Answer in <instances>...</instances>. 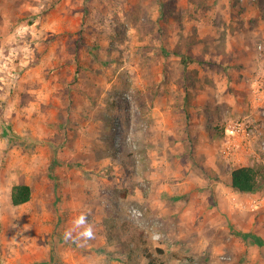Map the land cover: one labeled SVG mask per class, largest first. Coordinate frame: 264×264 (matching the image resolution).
Listing matches in <instances>:
<instances>
[{
    "label": "rangeland",
    "instance_id": "374dc122",
    "mask_svg": "<svg viewBox=\"0 0 264 264\" xmlns=\"http://www.w3.org/2000/svg\"><path fill=\"white\" fill-rule=\"evenodd\" d=\"M237 120L253 150L225 157ZM241 166L264 0H0V264H264Z\"/></svg>",
    "mask_w": 264,
    "mask_h": 264
},
{
    "label": "trees",
    "instance_id": "16d2710c",
    "mask_svg": "<svg viewBox=\"0 0 264 264\" xmlns=\"http://www.w3.org/2000/svg\"><path fill=\"white\" fill-rule=\"evenodd\" d=\"M264 184V166H241L231 172V186L241 193H254ZM32 196V187L26 183L12 186L11 200L14 205L28 202ZM149 264H158L153 259Z\"/></svg>",
    "mask_w": 264,
    "mask_h": 264
},
{
    "label": "built area",
    "instance_id": "2783aa9c",
    "mask_svg": "<svg viewBox=\"0 0 264 264\" xmlns=\"http://www.w3.org/2000/svg\"><path fill=\"white\" fill-rule=\"evenodd\" d=\"M227 132H229V137L226 140V145L221 150L225 157L237 156L239 150L244 153L252 152L253 140L256 136L254 124L244 120H237L229 124Z\"/></svg>",
    "mask_w": 264,
    "mask_h": 264
},
{
    "label": "clouds",
    "instance_id": "9594fccd",
    "mask_svg": "<svg viewBox=\"0 0 264 264\" xmlns=\"http://www.w3.org/2000/svg\"><path fill=\"white\" fill-rule=\"evenodd\" d=\"M90 234V233H89Z\"/></svg>",
    "mask_w": 264,
    "mask_h": 264
}]
</instances>
